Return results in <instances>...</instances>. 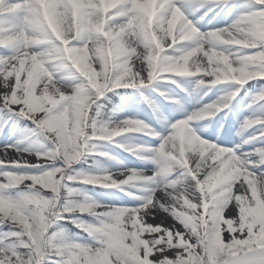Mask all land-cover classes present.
Segmentation results:
<instances>
[{
    "label": "snow or ice",
    "instance_id": "1",
    "mask_svg": "<svg viewBox=\"0 0 264 264\" xmlns=\"http://www.w3.org/2000/svg\"><path fill=\"white\" fill-rule=\"evenodd\" d=\"M0 264H264V0H0Z\"/></svg>",
    "mask_w": 264,
    "mask_h": 264
},
{
    "label": "bare ground",
    "instance_id": "2",
    "mask_svg": "<svg viewBox=\"0 0 264 264\" xmlns=\"http://www.w3.org/2000/svg\"><path fill=\"white\" fill-rule=\"evenodd\" d=\"M31 159H33V162H34V158H31ZM154 221H159L160 222V218H157L156 220H154ZM166 223H171V221L169 220V221H166Z\"/></svg>",
    "mask_w": 264,
    "mask_h": 264
},
{
    "label": "rangeland",
    "instance_id": "3",
    "mask_svg": "<svg viewBox=\"0 0 264 264\" xmlns=\"http://www.w3.org/2000/svg\"><path fill=\"white\" fill-rule=\"evenodd\" d=\"M153 223H159V221H152Z\"/></svg>",
    "mask_w": 264,
    "mask_h": 264
}]
</instances>
